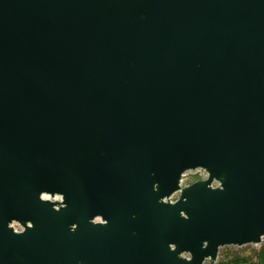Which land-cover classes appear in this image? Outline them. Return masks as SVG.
I'll return each instance as SVG.
<instances>
[{"label": "water", "instance_id": "obj_1", "mask_svg": "<svg viewBox=\"0 0 264 264\" xmlns=\"http://www.w3.org/2000/svg\"><path fill=\"white\" fill-rule=\"evenodd\" d=\"M263 238L264 0H0V264Z\"/></svg>", "mask_w": 264, "mask_h": 264}, {"label": "rangeland", "instance_id": "obj_2", "mask_svg": "<svg viewBox=\"0 0 264 264\" xmlns=\"http://www.w3.org/2000/svg\"><path fill=\"white\" fill-rule=\"evenodd\" d=\"M199 171V170H198ZM198 171L195 172H189L185 174L184 184L189 185L197 180H202V173H199ZM217 186V184H214ZM176 199H178L176 197ZM14 227L19 229L20 231L22 228L19 224H13ZM264 249V238L259 245H249V246H243V247H223L220 248L217 258V264L221 263H227L228 261H231L234 257H240L241 259L248 260L247 264H263L260 262V258L258 256V253L261 252ZM205 264H212L211 261L205 262Z\"/></svg>", "mask_w": 264, "mask_h": 264}, {"label": "trees", "instance_id": "obj_3", "mask_svg": "<svg viewBox=\"0 0 264 264\" xmlns=\"http://www.w3.org/2000/svg\"><path fill=\"white\" fill-rule=\"evenodd\" d=\"M260 262L264 264V249L258 253ZM248 260L241 259L240 257H234L231 261H228L225 264H247Z\"/></svg>", "mask_w": 264, "mask_h": 264}, {"label": "built area", "instance_id": "obj_4", "mask_svg": "<svg viewBox=\"0 0 264 264\" xmlns=\"http://www.w3.org/2000/svg\"><path fill=\"white\" fill-rule=\"evenodd\" d=\"M199 173H202V177H203V179L202 180H206L207 179V174L203 171V170H199L198 171ZM184 177H185V175H184ZM183 177V178H184ZM181 185H185L184 184V179H182V182H181ZM187 186V185H186ZM182 187V186H181ZM178 196H179V194H176L172 199H171V202H175L177 199H176V197L178 198Z\"/></svg>", "mask_w": 264, "mask_h": 264}]
</instances>
